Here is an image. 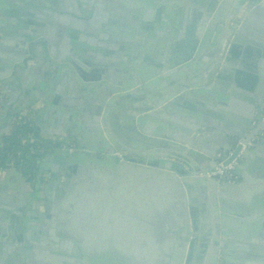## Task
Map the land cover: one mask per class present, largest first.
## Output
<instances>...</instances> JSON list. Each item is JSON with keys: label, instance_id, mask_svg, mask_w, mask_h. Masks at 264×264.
I'll return each instance as SVG.
<instances>
[{"label": "water", "instance_id": "95a60500", "mask_svg": "<svg viewBox=\"0 0 264 264\" xmlns=\"http://www.w3.org/2000/svg\"><path fill=\"white\" fill-rule=\"evenodd\" d=\"M109 1L75 0L71 21L60 19L56 24L46 9H38L43 0H19L28 10L22 21L24 34L12 36L0 28V38L8 40L9 59L0 74V88L7 85L22 101L18 106L12 94L3 93L7 101L0 107V143L16 118L26 117L42 99L40 112L49 100L62 98L72 105L70 120H81L94 141L87 146L75 135L77 151L53 153L52 160L63 156L68 165L66 170L52 168L49 184L59 194L49 210L45 207L40 213L32 206L23 214L26 206L19 194L16 207L1 210L11 222L2 218L6 227L0 222V242L5 239L0 264H83L85 256L91 259L88 264H113V258L118 264H204L212 247L225 259L229 237L261 243L264 199L257 194H264V181L256 178L252 195L243 197L240 216L248 220L243 221L218 208V202L237 195L240 184H220L218 177L205 174L239 155L249 162L264 147V72L255 76L242 97L240 116L228 115L231 122L208 125L196 113L182 119L170 113L185 106L187 96L205 100L208 92L220 89L226 72L221 62H228L218 27L224 6L232 9L231 22L247 3V19L239 29H245L244 34L248 30L264 51V0H160L149 7L145 0H116L113 8ZM96 6L115 14L103 19L79 10ZM68 24L75 34L65 38ZM105 25L110 28L103 29ZM29 62L39 68L24 67ZM52 74L57 75L53 82ZM40 77L47 81L40 82ZM199 77L206 92L188 91L184 78ZM177 92L186 96L176 98ZM82 97L87 104L77 106L74 100ZM259 132L263 135L255 147L243 150L238 144ZM219 224L221 242L210 243L212 228L218 231Z\"/></svg>", "mask_w": 264, "mask_h": 264}, {"label": "crops", "instance_id": "0c3cea01", "mask_svg": "<svg viewBox=\"0 0 264 264\" xmlns=\"http://www.w3.org/2000/svg\"><path fill=\"white\" fill-rule=\"evenodd\" d=\"M16 3H12L9 0H0V28L5 31V33L17 36L19 34H24V29L22 28V21L25 18V13L28 10H25L23 4L19 3V0H15ZM46 4H44L41 8L38 9H46V15H50V21L55 22L56 24L62 19L61 21H71L74 15V8L73 4L75 0H43ZM48 1V3H47ZM73 3H71V2ZM146 6L149 7V3L153 5H158L160 0H145L143 2ZM62 4L65 7L63 10L60 8L59 10H55L54 5ZM108 5L113 8L116 6L118 2L116 0H111L107 3ZM85 6H88L85 4ZM97 7V6H96ZM83 12H91L90 15H94L98 13L99 16L104 15H112L114 12L110 10H105L103 7H97V9H89V7H83L79 9ZM110 11V12H109ZM11 12V13H10ZM18 13V17H15V13ZM41 12V11H40ZM44 12H41L42 15H45ZM112 13V14H111ZM9 14V17L6 15ZM115 14V13H114ZM113 14V15H114ZM109 16H104L103 19H108ZM116 17V16H115ZM221 18V16H219ZM245 22V21H244ZM243 22V23H244ZM242 23V24H243ZM257 25V24H256ZM261 25H264V21H261ZM254 26V25H251ZM108 30L110 27L109 25L103 26V29ZM245 29L241 32L240 29H236L234 31H230L231 33V41L230 47L225 51V58L228 59V62L222 61L221 64L225 67L226 72L223 74V78L219 81V90L208 92L205 97V100L200 99L198 96H187L189 97L190 101H188L185 106L180 107L179 109L175 107V110H172L170 113L171 115H175L178 118L182 119L183 117H187L191 112L196 113L198 120L202 123L208 125H214L216 121L222 120V122H231L229 116H240V112L244 111L245 102L242 99L249 92V87L253 83L254 78L256 75L264 72V55L261 48L254 44V40L252 37L248 35V30H246L247 34H244ZM58 33V32H57ZM74 33L73 29L71 28L70 24L64 29L62 35L63 37L67 38L71 37ZM81 33L77 35L80 36ZM82 36V35H81ZM7 41H3L0 38V74L4 72L7 68L8 64V55H7V48L8 45L6 44ZM5 56V58H4ZM7 56V57H6ZM153 57L149 56V68L150 63H152ZM32 67L33 70L35 68H39L37 64H26L24 67ZM37 72V71H36ZM42 74V72H41ZM264 74V73H263ZM37 73H34L36 76ZM54 75V78L51 80L57 79L56 74H52L51 77ZM30 77L29 79H31ZM191 77V76H189ZM187 77V78H189ZM234 80V82H233ZM47 81L44 78L40 77V82ZM202 78L194 80V81H187L184 78V82L188 84V91L197 92L206 90L201 85ZM193 84V85H192ZM7 86V85H6ZM3 86L0 88V95H2L4 102L7 101V98L3 96V93L12 94V97L17 100V104H21L20 98H18L17 92L13 90H9V87ZM201 86V87H200ZM223 91H228L229 93H233L238 98H231L228 92L224 93ZM206 92V91H205ZM184 93L177 92L175 97H184ZM222 96L225 101L220 97ZM85 100L84 97H82ZM83 100H78L77 98L74 100V103L77 106L83 107L85 103ZM210 106L212 110H207L202 106ZM43 107L42 102H39L34 109H32L34 115V126L38 129L40 136L45 139L46 141L53 142V140H61L63 138H67L70 141L74 142L77 147V141L75 135L79 138V140L85 145H93L94 141L90 139L88 133H86L85 127L83 128V123L81 120L72 119L70 120V113L69 111L72 109V105L65 102V100L59 99L57 102L49 100L47 108L45 111L40 112V109ZM15 108L18 110L19 107L15 104ZM20 109V108H19ZM214 109V111H213ZM177 110H180L181 113H176ZM112 111V110H111ZM187 114V115H186ZM229 115V116H228ZM78 124H74V122ZM254 124V123H253ZM252 124V125H253ZM14 125V124H13ZM11 125V126H13ZM251 125V126H252ZM74 127V129L72 128ZM251 128L246 132L247 134L251 133ZM11 131V130H10ZM210 131H214V129H210ZM258 144L254 145V147ZM58 150V149H57ZM56 151V150H55ZM50 154L48 157L40 158L37 161V169H36V179L32 182H27L23 176L22 178L19 177L16 173L12 171V168H6L0 170V220L8 219V216H5L3 211H7V207L14 208L17 206L19 200L18 196L15 194H19L22 196V201L26 208H21L23 210V214L25 212L30 211L32 206H36V210L40 213H44L45 207L50 208L52 204L58 199L57 195L59 194V190L54 186V184L50 183V177L52 175V168L57 171L60 169L66 170L68 165L67 160L63 158V156L55 157L56 160H52L53 153ZM72 153V152H69ZM99 157V156H98ZM51 158V159H48ZM244 162V165H242ZM242 166L236 172V182L239 183L240 187L238 190L237 195L231 199H225L222 203L218 202V208L226 213L230 217H235L238 220L244 219L241 215L240 205L243 201V197H245L248 193L252 195L250 189L251 184L255 183L256 178H261L264 181V147L261 148V151L251 156L248 161L245 159L242 160ZM25 180V181H24ZM264 190V189H263ZM61 192V190H60ZM257 197L264 199V194L258 193ZM223 204V205H222ZM9 215H14L13 212H8ZM26 217V216H25ZM11 222L9 218L7 220ZM248 221V220H247ZM0 222L2 227H6L7 223L1 220ZM102 222V221H101ZM199 224L201 223V219L198 220ZM39 222H35L37 224ZM11 224V223H10ZM12 224H17L16 221H12ZM261 224V231L264 233V220L260 222ZM257 229V228H256ZM259 240L264 243V237L259 238ZM5 239L0 242V246L3 247ZM230 243V242H229ZM263 243H252L249 240H242L239 243L233 245L236 246L237 249H245V253L254 259V262L249 261L250 264H264V245ZM228 244V243H227ZM234 246V247H235ZM232 243L229 244V247H224L223 252L225 253V259L223 264H248V262L240 261L235 257V254L229 253V249L232 248ZM5 249V247H3ZM2 249V250H3ZM1 250V251H2ZM233 251V250H231ZM228 252V253H227ZM229 254V255H228ZM87 256L84 257L83 264H88ZM113 264H118L119 261L116 258H113ZM225 260L227 262H225ZM118 262V263H117Z\"/></svg>", "mask_w": 264, "mask_h": 264}, {"label": "built area", "instance_id": "2783aa9c", "mask_svg": "<svg viewBox=\"0 0 264 264\" xmlns=\"http://www.w3.org/2000/svg\"><path fill=\"white\" fill-rule=\"evenodd\" d=\"M3 103H4V99H3L2 95H0V107L2 106ZM21 120H25L24 122L27 123V129H31V126L34 124V115H33V113L30 112L26 117L16 118L15 122L19 123ZM258 124L259 123H254L253 126L256 127V126H258ZM261 135H263V133L259 132L258 134L254 135V136L252 135L248 138H246V137L241 138L240 140H238V144L242 145L243 150L250 149L258 141V138ZM17 139L21 142L22 145H27L28 143L34 142V136H33V133H31V132H26L24 137L18 136ZM36 142H38L39 144H37L36 146L34 145L31 155L36 156L37 158H44L45 156L52 154L53 150H55V149L68 150L69 152H74L77 150V147L74 144V142L70 141L67 138H63L61 140L53 142L55 144V147H47V146L41 145L39 142V139H37ZM33 144H35V143H33ZM7 153H8V151H7ZM229 155H231V153ZM14 156L16 157V159H15L16 166L14 165V163H11L10 167H13L17 171H19L21 165L24 162V158L22 157L20 151H17L14 154ZM27 158L28 157H26V159ZM237 164H238L237 160H235L234 162H232L231 164H229L227 166H222L221 164H218L213 172L207 173V174H205V176L208 178H211L213 176L218 177V180L221 184H225V183L234 184L235 179H236L235 174H234V170H235Z\"/></svg>", "mask_w": 264, "mask_h": 264}, {"label": "flooded vegetation", "instance_id": "af4514ba", "mask_svg": "<svg viewBox=\"0 0 264 264\" xmlns=\"http://www.w3.org/2000/svg\"><path fill=\"white\" fill-rule=\"evenodd\" d=\"M233 1L234 0H229V2H233ZM219 4L220 3H218L217 8L219 7ZM246 5H247V3L236 12V14L232 17L231 22L229 20V15H230L232 9L229 6L228 7L227 6H224L220 10L219 16H221V18L223 19V21H221V22L218 23V27L221 29V32H220V36H221L220 43H222V44H221L220 47L226 48V50L230 47V41H231V34L230 33L232 31L236 30V29H239V27L242 25V23L247 19V14H246V9H245V6ZM217 8L215 7V9L213 10L214 13L217 11ZM235 22H237L236 28L233 27V25H235ZM41 102H42V105H43V99L41 100ZM53 142H56V140H53ZM55 150H57V149H55ZM55 150H53V151H55ZM77 150H78V146H77ZM49 155H47L45 157H48ZM235 160L238 161V164H237V166H238L240 164V162H242L243 158L239 155ZM235 177H236V175H235ZM235 182H236V179H235ZM218 226L220 227V229L218 231L216 230V227L215 228H212L211 237L209 239L210 240L209 241L210 243H213V241H215V240H219V242H221V236H222V230H223L222 229V224H219ZM195 234L196 235L197 234H200L199 228H198V232H196ZM226 240H227V243H228L227 246H226V248L229 247V244L230 243H232V246H233L232 248L229 249L230 250L229 251L230 254L231 253L235 254V257L237 259H239L240 261H243V262H248V264H250L249 261H251V262L253 261L254 262V259L253 258L251 259V257L248 256L244 252L245 249H241V248L237 249L236 246L233 245V243L237 244L241 240H234L231 237H229ZM261 243H263V241ZM262 245H264V243ZM231 250H233V251H231ZM205 256H206V258H204L205 259V263L204 264H223L224 263V259L221 256V253H220V249L219 248L212 247L211 248V251L209 253H208V249H207V251L205 253Z\"/></svg>", "mask_w": 264, "mask_h": 264}, {"label": "trees", "instance_id": "16d2710c", "mask_svg": "<svg viewBox=\"0 0 264 264\" xmlns=\"http://www.w3.org/2000/svg\"><path fill=\"white\" fill-rule=\"evenodd\" d=\"M24 121L25 120H21L19 123L14 122L13 130L9 133V135L5 136L3 141L0 143V170L10 168L11 163H14V165L16 166V157L14 156V154L17 151H20L22 157L24 158V162L21 165L19 172L22 173L23 178L27 182H32L36 179L37 161L40 159L36 156L31 155L34 145L36 146L37 144H39L38 142H36L37 139H39L41 145L47 147H55V144L40 137L39 131L34 126V124L31 126V129H27V123H25ZM26 132L33 133V143L35 144L28 143L27 145H22L21 142L17 139L18 136L24 137ZM26 157L28 158L26 159Z\"/></svg>", "mask_w": 264, "mask_h": 264}, {"label": "rangeland", "instance_id": "374dc122", "mask_svg": "<svg viewBox=\"0 0 264 264\" xmlns=\"http://www.w3.org/2000/svg\"><path fill=\"white\" fill-rule=\"evenodd\" d=\"M10 132H11V131H10ZM10 132H9V133H10ZM9 133H8V134H9ZM8 134H7V135H8ZM7 135H6V136H7Z\"/></svg>", "mask_w": 264, "mask_h": 264}]
</instances>
